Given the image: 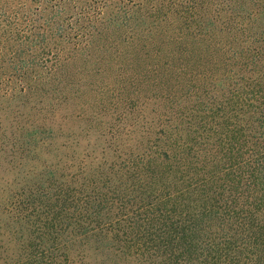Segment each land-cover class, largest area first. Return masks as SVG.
<instances>
[{
    "label": "trees",
    "instance_id": "obj_1",
    "mask_svg": "<svg viewBox=\"0 0 264 264\" xmlns=\"http://www.w3.org/2000/svg\"><path fill=\"white\" fill-rule=\"evenodd\" d=\"M4 166L0 264H264V0H0Z\"/></svg>",
    "mask_w": 264,
    "mask_h": 264
},
{
    "label": "rangeland",
    "instance_id": "obj_2",
    "mask_svg": "<svg viewBox=\"0 0 264 264\" xmlns=\"http://www.w3.org/2000/svg\"><path fill=\"white\" fill-rule=\"evenodd\" d=\"M236 27H237V25H235V27H233V28H236ZM239 29H241V27H239ZM172 48H175V45H169V48L165 47L163 49V52L161 53L160 57L156 58V60L150 61V65H151L152 69H156L157 71L159 70V72H163V71L167 70V68H168V71L170 70L167 73V75H168L167 78L169 80L168 81L161 80V84L160 85L164 86L165 90L171 91L172 94H173L172 97H173L174 101H177L182 90H185V89H188V88L198 87V85L200 83L198 82V83H195V84H191L190 83L191 82L190 79H188L187 77H184L183 75H180V72H182V73L183 72H187V70H184V67H185L184 61L186 60V58H183V59H181V58H178V59L172 58L170 56L171 52H169V50H168V49H172ZM182 63H184V64H182ZM156 79H157V77L149 80V82L147 83V88L152 86L153 90L150 92V93H152V95L157 93V90H158L157 88H155L154 85L156 83H160V80H158V79L156 80ZM202 82H204V81H202ZM133 99H136L135 101L138 100L137 98H134V97H133ZM185 101H187L186 95H184V102ZM138 102L141 103L142 100H138ZM251 103H256V102H251ZM187 104L189 106L191 103H187ZM241 104H244V105L249 104V101L247 103H240V102L236 103V101H234L233 103H230L229 106H227V108L225 109L226 110L225 114H226V117H227V122H231L232 119L236 120L237 110L241 111L240 108H242ZM12 106L14 107L16 105H12ZM4 169H5V166L0 168V181H1V185L0 186L6 185V183H7L6 180H11L12 179L11 178L12 174L6 172V170H4ZM187 201H188V198H186V200H184V202L181 205V207H184V205H186L188 203ZM107 242H109V241H107ZM107 242H105V243H107ZM99 245L100 244L97 241L91 240V241L88 242V244L86 246V249L85 250L82 249L83 251L81 252V254L86 255L87 264H100V262L103 261V260L111 261L109 259V258L112 259V257H109V256H111V252H109L107 250H103L102 245H101L102 248L99 249L98 248ZM76 255H78V253H76L75 256Z\"/></svg>",
    "mask_w": 264,
    "mask_h": 264
}]
</instances>
